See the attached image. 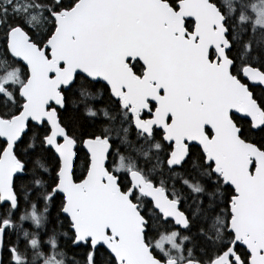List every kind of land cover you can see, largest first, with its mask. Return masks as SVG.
I'll return each mask as SVG.
<instances>
[{"label": "snow or ice", "instance_id": "snow-or-ice-1", "mask_svg": "<svg viewBox=\"0 0 264 264\" xmlns=\"http://www.w3.org/2000/svg\"><path fill=\"white\" fill-rule=\"evenodd\" d=\"M0 264H264V0H0Z\"/></svg>", "mask_w": 264, "mask_h": 264}]
</instances>
